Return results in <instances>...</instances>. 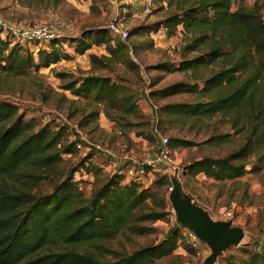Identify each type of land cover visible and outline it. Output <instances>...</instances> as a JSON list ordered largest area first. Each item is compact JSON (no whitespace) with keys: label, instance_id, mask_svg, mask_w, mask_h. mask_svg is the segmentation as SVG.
<instances>
[{"label":"trees","instance_id":"16d2710c","mask_svg":"<svg viewBox=\"0 0 264 264\" xmlns=\"http://www.w3.org/2000/svg\"><path fill=\"white\" fill-rule=\"evenodd\" d=\"M180 1L191 5L181 14H173L164 21L168 34L182 25L194 35L187 49L196 51L206 45L208 50L180 61L178 70H195L229 56L233 62L205 79L201 88L183 82L164 88L163 96L210 94L219 89L218 95L206 102L171 104L166 107V113L184 119L228 115L234 119V126L242 120L241 128L249 124L257 132L258 127L264 125L261 85L264 83V20L261 19V7L256 2L252 7L238 5L232 9L231 0ZM130 32L128 30L129 37ZM115 40L121 44H113ZM73 41L77 42L78 54H84L96 44L104 45L112 57L121 56L122 59L127 58L126 53L121 54L122 48L130 47L105 28L92 30L89 35L86 33ZM59 43L60 38L41 44L31 42L27 44L34 46L24 49L10 37L0 36V70L20 76L47 68L61 59H71L70 54L57 48ZM229 48L230 53H227ZM103 60H109V57L90 55L94 67H104ZM58 76L68 77L64 73ZM63 88L76 97L87 96L110 110L125 114L137 112L130 88L109 76L90 74L78 81L68 80ZM224 88L227 91L222 93ZM37 124L36 119H25L18 113L14 103L0 100V264H157L173 254L180 238L177 227L169 229L159 243L119 255L114 260L101 259L95 251L102 253L106 244L120 233L144 234L152 230L144 223L164 220L168 200L159 188L168 185L170 180L158 175L154 181L156 189H148L133 180L121 184L124 177L113 173L85 197L80 187L88 180L84 177L97 174L100 169L88 161V155L79 167L70 168L63 178L60 177L59 164L63 155L76 151L74 142L69 141L68 127L55 124L36 129ZM213 141L222 143L228 139L222 135L214 137ZM254 144L248 137L240 148L226 156L194 159L184 165V177L203 174L214 180L227 181L249 171L259 172L262 165L254 164L246 169L245 159ZM168 145L174 150L192 143L172 137L168 138ZM79 168L84 175L76 180ZM54 177L61 179L50 193L32 191L43 180ZM148 200L158 209L151 207L144 211ZM187 252L193 254L192 249L187 248ZM245 253L247 257L239 263L228 256L226 264H264V251L252 247Z\"/></svg>","mask_w":264,"mask_h":264},{"label":"rangeland","instance_id":"374dc122","mask_svg":"<svg viewBox=\"0 0 264 264\" xmlns=\"http://www.w3.org/2000/svg\"><path fill=\"white\" fill-rule=\"evenodd\" d=\"M256 2L261 7V19L264 20V0H231L232 9L238 5L252 7ZM122 5H124L123 0H0V14L5 19L29 24L56 19L64 23L60 29L61 44L59 43L57 48H62L72 57L68 60L61 59L38 71L31 70L26 75L15 76L0 70V100L14 103L18 113H22L25 119H36L38 121L36 129L49 125L41 122L42 113H57L63 123L72 127L79 137L99 143L109 151L110 156L77 149L72 154L63 155V160L59 164L62 178L70 168L79 167L84 158L89 156L88 161L100 169L97 174L88 175L86 178L88 180L80 185L85 197H89L95 188L105 183L114 173L119 164L116 157L129 153L139 163H142L147 156L153 157L159 145L160 135L192 143L191 146L173 150L175 160L182 167L204 156H226L240 148L248 137H251L255 144L245 159L246 169L249 170L254 164L262 165L259 172L249 171L242 177L227 181H218L199 174L195 177H184L180 183L182 191L202 208L214 212L224 208L233 210L236 222L244 230L245 236L238 246L231 247L219 255L214 264H226L225 259L228 256H232L233 260L239 263L247 257L245 251L252 247L262 251L264 125L259 126L256 132L249 124L241 128L242 120L234 126V119L228 115L184 119L166 113V107L171 104L206 102L216 97L219 89L213 90L210 94L199 92L163 96L161 92L164 88L177 82L197 84L201 88L205 79L233 62L229 56L219 58L208 66H199L195 70H178L180 61L193 58L208 50L206 45L196 51L187 49L194 35L186 31L182 25L176 26L172 34H168L169 29L165 27L164 21L173 14H181L191 5L190 2L154 0L151 13L139 14L138 17H133L127 11L123 26L131 30L130 37L125 43L130 47L122 48L121 52V54L126 53L127 58L112 57L104 45L96 44H92L84 54H78L77 42L73 40L81 39L86 33L89 35L92 30L105 28L114 12L120 11ZM89 39L87 37L88 42ZM113 44L117 45L121 42L115 40ZM23 46L24 49H29L34 45ZM226 52L230 53V48ZM90 55L97 57L105 55L109 60H103L104 67L99 65L94 67L90 63ZM59 73H64L68 77L61 78L58 76ZM90 74L109 76L113 81L128 86L133 92L137 112L125 114L114 109L110 110L102 104H96L87 96L79 98L63 88L68 80L78 81ZM261 85L264 97V83ZM225 91H227L225 88L222 89V93ZM251 129L254 130V137ZM222 135L228 139L227 142L213 141L214 137ZM72 140L70 131L69 141ZM83 172L79 168L75 176L79 178L84 175ZM158 175L166 176L151 171L150 176L142 177L141 185L148 189H156L154 181ZM60 179L54 177L43 180L32 191L48 194ZM130 181L131 179L124 177L121 184ZM169 185L170 182L159 188L161 192L166 193L167 200ZM147 203L148 207H145L144 211H148L151 207L158 209L150 200ZM144 225L152 227V230L144 234L129 231L120 233L106 244V250L95 253L101 259L114 260L119 255H128L141 247L159 243L169 229L163 221L146 222ZM203 260L194 254L175 250L171 256L159 260L157 264H199Z\"/></svg>","mask_w":264,"mask_h":264},{"label":"built area","instance_id":"2783aa9c","mask_svg":"<svg viewBox=\"0 0 264 264\" xmlns=\"http://www.w3.org/2000/svg\"><path fill=\"white\" fill-rule=\"evenodd\" d=\"M123 2L124 5L121 6V10L114 12L105 29H108L110 32L114 33L122 42L126 43L129 33L128 29H125L123 25L125 23V15L127 11H129V14L131 13L133 17H138L139 14L147 15L151 13L154 8V0H123ZM63 26L64 23L56 19L29 24L5 19L0 14V36L3 38L6 36L10 37L14 42H18L21 45L31 42L41 44L51 39L61 38L62 35L60 33V29ZM40 119L41 122L52 126L55 124L67 126L69 132L71 131L73 138L72 142H74V146L77 150L85 151L87 153L98 152L105 156L111 155L109 151H107V149H105L101 144L93 143L79 137V134L72 127L63 123L61 116L57 113H42L40 115ZM159 139V145L154 156H147L142 161V163L136 161L135 158L129 153H124L123 155L116 157L119 160V164H117L114 173L122 175L123 177L136 181L140 184L143 183L142 177L145 175L150 176L151 171L165 174L170 180V185L168 187L169 193L173 188L171 177L175 178L179 183H181L182 179L184 178L185 168L180 166V164L175 160L173 150L170 149L168 145V137L160 135ZM148 167H150V169ZM75 179L77 180L78 177ZM191 200L193 203H195L194 199L191 198ZM204 210L214 221H229L231 225L238 226V223L235 219V214L232 209L224 208L216 212L209 209ZM163 222L169 227V229L173 227H177L179 229L180 238L176 250H182L183 253L186 254L187 248H189L193 250V254L195 256L203 259L209 253L208 246L202 240H200L193 231L180 225V223L177 221L176 211L169 201L165 209V218ZM261 246L262 251H264V236Z\"/></svg>","mask_w":264,"mask_h":264},{"label":"water","instance_id":"95a60500","mask_svg":"<svg viewBox=\"0 0 264 264\" xmlns=\"http://www.w3.org/2000/svg\"><path fill=\"white\" fill-rule=\"evenodd\" d=\"M172 190L168 201L176 211L177 221L183 227L194 232L209 248L203 264H214L217 257L231 247L240 244L245 236L241 227L233 226L229 221H214L199 205L192 202L190 196L181 190L180 183L171 177Z\"/></svg>","mask_w":264,"mask_h":264},{"label":"crops","instance_id":"0c3cea01","mask_svg":"<svg viewBox=\"0 0 264 264\" xmlns=\"http://www.w3.org/2000/svg\"><path fill=\"white\" fill-rule=\"evenodd\" d=\"M88 176L84 177V178H87Z\"/></svg>","mask_w":264,"mask_h":264}]
</instances>
